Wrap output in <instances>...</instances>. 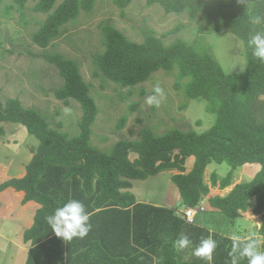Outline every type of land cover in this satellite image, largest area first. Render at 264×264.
I'll return each instance as SVG.
<instances>
[{"label":"trees","instance_id":"16d2710c","mask_svg":"<svg viewBox=\"0 0 264 264\" xmlns=\"http://www.w3.org/2000/svg\"><path fill=\"white\" fill-rule=\"evenodd\" d=\"M22 11L29 0H12ZM134 0H113L124 10ZM6 0H0V7ZM159 5L165 14H186L202 18L212 32L229 30L244 47L246 70L238 77L227 75L208 52H200L177 39L165 45L148 36L142 43L129 41L117 29L102 28L103 52L94 57L96 71L122 88L147 82L159 72L176 73L184 97L201 99L213 125L201 133L170 129L160 136L144 129L138 140H120L110 153L91 145L92 126L98 107L91 96L78 64L60 55L47 57L63 80L54 92L67 105L76 102L81 109L79 133L69 137L53 130L35 109L25 108L19 99L0 100V138L5 124H17L34 136L38 146L26 166V174L0 184V193L12 188L24 193L22 204L33 201L40 207L32 226L23 233L29 245L24 264H208L192 255L191 247L177 250L174 241L185 234L193 242L211 237L217 242L211 264H231L232 240L190 224L184 214L151 204L137 203L129 192L131 180L144 181L161 173H173L181 207L196 208L210 193L205 170L210 164H227V176L212 175L211 186L224 190L232 185L239 168L259 165L249 182H240L224 196L209 197L207 205L230 220L240 213L258 217L257 235L264 239V62L252 55L249 34L264 25L252 18L264 17V0H146ZM95 0H38L33 10L45 15L32 35L34 45L48 48L81 11L90 12ZM7 12L12 7H6ZM176 70V71H174ZM193 163L188 171V160ZM218 183V184H217ZM70 199L81 201L90 216L91 230L83 239L63 241L56 237L45 217ZM256 240L257 239H252ZM247 241V240H243ZM264 251V241L259 244ZM239 264H248L241 259Z\"/></svg>","mask_w":264,"mask_h":264},{"label":"rangeland","instance_id":"374dc122","mask_svg":"<svg viewBox=\"0 0 264 264\" xmlns=\"http://www.w3.org/2000/svg\"><path fill=\"white\" fill-rule=\"evenodd\" d=\"M37 1L29 0L21 12L12 0H6L0 7V100L19 99L23 107L35 109L45 117L51 129L75 137L79 133L81 109L74 101L64 105L55 98L54 92L63 86V80L47 57L60 55L76 62L83 79L91 87V96L98 107V115L91 128V145L105 153H110L120 140H138L144 129L151 130L156 136L170 129L201 133L213 125L215 116L207 112L205 101L184 97L182 89L176 87L181 83L176 73L159 71L147 82L132 88H122L100 73L94 75V57L104 49L103 27L117 29L134 43H142L148 36L160 39L165 45L180 39L200 52L210 53L227 75L238 77V89L243 87L240 76L246 69L240 72L237 66L230 73L231 67L246 61L242 42L227 29L212 32L199 16L191 19L186 14H165L159 5L149 6L146 0H134L124 10L117 8L113 0H95L90 12L81 11L74 21L64 27L59 38L48 48L41 49L31 40L45 19V15L33 10ZM9 6L12 9L7 12L6 7ZM156 86L163 89L164 98L159 107L148 106L145 98L153 94ZM4 129L5 135L0 138V159L19 158L18 153L23 152L28 144L37 149L36 138L20 125L5 124ZM192 163L193 158H190L188 171ZM259 168L257 164L239 168L233 173L232 185L220 190L218 185L211 186L212 175L216 174L221 180L230 168L225 163L210 164L204 175L210 193L194 208L189 223L195 222L202 228H208L211 234L230 239L232 235H238L242 240L257 239L262 244L264 239L261 241L257 235L260 227L258 217L248 211L240 213L238 219L230 220L207 205L209 197H222L235 184L252 180ZM172 175L161 173L144 181L131 180L129 192L143 204L169 206L176 213H183L188 220L185 208H181L178 191L170 180ZM212 212L216 214L211 215ZM0 247L3 248L0 264H24L26 254L18 253V258L8 260L7 250L1 241Z\"/></svg>","mask_w":264,"mask_h":264},{"label":"clouds","instance_id":"9594fccd","mask_svg":"<svg viewBox=\"0 0 264 264\" xmlns=\"http://www.w3.org/2000/svg\"><path fill=\"white\" fill-rule=\"evenodd\" d=\"M238 3H246V0H238ZM254 25H264V17L256 15L252 18ZM248 45L252 49V55L264 62V27L261 30H254L249 34ZM239 67V71L246 69V61H241L230 68ZM164 98L163 89L159 86L154 87L153 94L145 98V104L148 106L159 107ZM47 224L56 237L63 241H71L74 238L83 239L91 230L90 216L87 213L84 204L76 199H70L63 206L56 208L54 213L45 217ZM232 248L229 253L231 264H239L241 259H247L248 264H264V251L259 250L258 242L249 239L243 241L238 235H232ZM193 242L185 234H181L174 241V247L177 250H184L191 247L192 255L206 260L211 264L213 252L217 247V242L211 237L202 238L198 244L192 246Z\"/></svg>","mask_w":264,"mask_h":264},{"label":"crops","instance_id":"0c3cea01","mask_svg":"<svg viewBox=\"0 0 264 264\" xmlns=\"http://www.w3.org/2000/svg\"><path fill=\"white\" fill-rule=\"evenodd\" d=\"M35 152L36 149L34 146L28 144L23 152L20 151L18 153L19 158H4L8 161L0 159V184L11 179L23 178L26 174V166L33 158ZM23 199L24 193L18 192L12 188H7L0 193V241L3 242L4 249L7 250L6 258L8 260H13L16 257L18 258V253H24L26 254V261L29 245L23 243V233L32 226L35 212L40 207L33 201L22 204ZM136 202L142 203L137 201V198ZM164 207L169 208V206L166 205ZM213 211L217 212L216 210ZM214 212H212L211 215L216 214ZM193 223L195 226L202 228L195 222ZM206 230L210 232V229L207 228ZM259 239L262 241V237H259ZM2 251L3 248L0 247V253Z\"/></svg>","mask_w":264,"mask_h":264},{"label":"built area","instance_id":"2783aa9c","mask_svg":"<svg viewBox=\"0 0 264 264\" xmlns=\"http://www.w3.org/2000/svg\"><path fill=\"white\" fill-rule=\"evenodd\" d=\"M185 211H186L185 213L187 214V219L189 218L187 220V222H191L192 219L190 220V218L193 217V215H194V208H189L188 207V208H185Z\"/></svg>","mask_w":264,"mask_h":264}]
</instances>
